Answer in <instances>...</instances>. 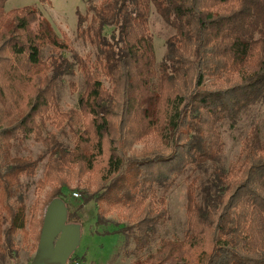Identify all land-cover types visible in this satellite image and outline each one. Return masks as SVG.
I'll return each instance as SVG.
<instances>
[{"label":"trees","instance_id":"trees-1","mask_svg":"<svg viewBox=\"0 0 264 264\" xmlns=\"http://www.w3.org/2000/svg\"><path fill=\"white\" fill-rule=\"evenodd\" d=\"M5 1L0 0V248L13 258L18 230L25 238L38 228V241L47 204L66 197L71 182L81 187L84 202L94 201L96 225L115 214L135 229L136 244L142 245L166 219L157 188L215 163L223 151L221 123L235 124L264 101V0L88 4L85 14L76 11V32L92 51L73 53V60L47 19L31 6L6 12ZM151 7L172 30L159 65L148 28ZM75 67L82 77L81 124L67 149L53 132L68 120L56 84ZM150 99L155 104L148 112ZM27 139L42 143L50 155L37 181L49 188L39 217L35 207H25L19 186L41 158L10 151L13 142ZM149 139L155 151L128 154ZM240 153L237 166L225 174L214 171L209 187L190 180L183 237L161 241L162 255L150 256L151 263L166 264L183 253L192 264H264V137L257 126ZM65 204L68 221L78 223L76 209Z\"/></svg>","mask_w":264,"mask_h":264},{"label":"rangeland","instance_id":"rangeland-1","mask_svg":"<svg viewBox=\"0 0 264 264\" xmlns=\"http://www.w3.org/2000/svg\"><path fill=\"white\" fill-rule=\"evenodd\" d=\"M101 0H7L4 10L10 12L23 6H31L37 14L48 20L52 29L69 46L65 50V56L73 60V53L85 55L92 49L85 46L76 32V11L82 14L87 12L88 4L96 5ZM148 28L152 37L153 48L156 56V65L160 64L167 53L166 42L172 34L171 28L151 7L148 17ZM47 56L48 52L44 51ZM82 88V77L75 67L72 74L63 75L56 84V95L59 108L67 115L68 120L60 124L56 133L58 142L67 149L73 146L72 135L74 127L81 124L79 94ZM155 100H148V112L154 107ZM72 116L73 125L69 116ZM77 124V125H76ZM72 125V126H71ZM252 126H257L264 137V101L252 105L246 112L241 114L233 125L225 120L220 125V133L223 141V151L215 163H208L202 170L187 171L178 176L168 187L157 188V196H164L166 206V219L154 226L152 235L142 245L136 244L135 229L129 228L128 224L120 220L115 214L108 217V221L102 225H96V212L93 200L83 201L81 187L77 188L74 182L69 183V191L63 201L71 203L76 209L81 224V240L77 249L73 252L71 264H153L150 256L161 257V241L182 238L186 229V187L191 179L195 178L200 188L209 187L214 176V171L224 174L241 161V144ZM52 127V126H51ZM156 143L149 139L141 140L132 146L131 152L142 155L146 152L155 151ZM11 155L36 159L40 156L38 167L33 176L22 177L20 180V194L26 208H36L37 216L45 201L48 186L39 187L38 179L43 176L44 165L49 152L42 143L34 139L23 142H13ZM50 156V155H49ZM86 174L82 179L87 178ZM91 179L96 180L95 174H90ZM94 187V186H92ZM39 217V216H38ZM37 217V219H38ZM38 228L29 236L23 237L21 231L13 235V258L4 246L0 248V264H28L37 246ZM179 253L166 264H192L182 258Z\"/></svg>","mask_w":264,"mask_h":264},{"label":"water","instance_id":"water-1","mask_svg":"<svg viewBox=\"0 0 264 264\" xmlns=\"http://www.w3.org/2000/svg\"><path fill=\"white\" fill-rule=\"evenodd\" d=\"M81 224L68 221L63 199L53 198L46 206L35 252L28 264H67L81 240Z\"/></svg>","mask_w":264,"mask_h":264}]
</instances>
